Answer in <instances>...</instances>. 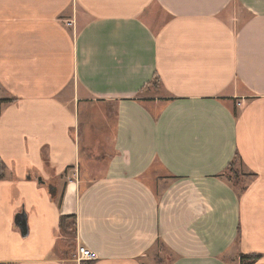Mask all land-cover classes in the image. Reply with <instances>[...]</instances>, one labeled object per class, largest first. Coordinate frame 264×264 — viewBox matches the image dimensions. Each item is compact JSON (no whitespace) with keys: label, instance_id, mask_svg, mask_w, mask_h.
Returning a JSON list of instances; mask_svg holds the SVG:
<instances>
[{"label":"crops","instance_id":"0c3cea01","mask_svg":"<svg viewBox=\"0 0 264 264\" xmlns=\"http://www.w3.org/2000/svg\"><path fill=\"white\" fill-rule=\"evenodd\" d=\"M0 100V264H264V0H0Z\"/></svg>","mask_w":264,"mask_h":264},{"label":"trees","instance_id":"16d2710c","mask_svg":"<svg viewBox=\"0 0 264 264\" xmlns=\"http://www.w3.org/2000/svg\"><path fill=\"white\" fill-rule=\"evenodd\" d=\"M152 83L155 85H157L159 83V80L157 78V76L154 77V80L152 81ZM2 102V100H0V103ZM231 164V163H230ZM3 164L0 162V170L2 169ZM229 169H232V166L229 165ZM234 175L235 172L233 171ZM1 177V175H0ZM60 229L63 233V235H65L67 238L64 239V241H66L68 244L69 242L72 243V240L74 239V235H75V216L74 215H65V216H61L60 217ZM161 244L163 245L161 242L158 241L157 245ZM164 246V245H163ZM257 258H259L258 255H243L241 256V264H252ZM161 263V261H159V264Z\"/></svg>","mask_w":264,"mask_h":264},{"label":"rangeland","instance_id":"374dc122","mask_svg":"<svg viewBox=\"0 0 264 264\" xmlns=\"http://www.w3.org/2000/svg\"><path fill=\"white\" fill-rule=\"evenodd\" d=\"M226 174L232 177L229 170L226 171ZM171 257L170 252L163 245L158 244L152 249V253L149 252L148 264H159V261H161L160 264H168Z\"/></svg>","mask_w":264,"mask_h":264},{"label":"built area","instance_id":"2783aa9c","mask_svg":"<svg viewBox=\"0 0 264 264\" xmlns=\"http://www.w3.org/2000/svg\"><path fill=\"white\" fill-rule=\"evenodd\" d=\"M75 257L77 260H80V261L91 260L94 258V254L90 249L84 246H78L75 251Z\"/></svg>","mask_w":264,"mask_h":264},{"label":"water","instance_id":"95a60500","mask_svg":"<svg viewBox=\"0 0 264 264\" xmlns=\"http://www.w3.org/2000/svg\"><path fill=\"white\" fill-rule=\"evenodd\" d=\"M24 216V215H23ZM17 225L20 228L21 234L25 235L27 233V226H26V220L25 217L19 219L17 221Z\"/></svg>","mask_w":264,"mask_h":264}]
</instances>
